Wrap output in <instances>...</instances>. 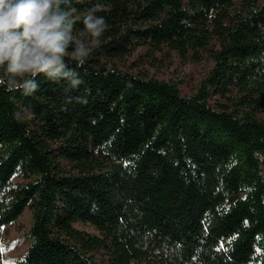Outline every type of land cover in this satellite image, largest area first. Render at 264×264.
<instances>
[{
    "label": "trees",
    "instance_id": "trees-1",
    "mask_svg": "<svg viewBox=\"0 0 264 264\" xmlns=\"http://www.w3.org/2000/svg\"><path fill=\"white\" fill-rule=\"evenodd\" d=\"M96 4L79 87L0 70V258L31 207L12 264H264V0H68L73 36ZM176 58L192 94L141 69Z\"/></svg>",
    "mask_w": 264,
    "mask_h": 264
},
{
    "label": "clouds",
    "instance_id": "clouds-1",
    "mask_svg": "<svg viewBox=\"0 0 264 264\" xmlns=\"http://www.w3.org/2000/svg\"><path fill=\"white\" fill-rule=\"evenodd\" d=\"M68 0H0V70L15 81L17 89L30 93L35 77L60 78L72 89L83 83L65 58L82 67L109 25L96 13V4L84 13L82 35L73 36L70 13L61 6ZM72 49L69 51V49Z\"/></svg>",
    "mask_w": 264,
    "mask_h": 264
},
{
    "label": "rangeland",
    "instance_id": "rangeland-1",
    "mask_svg": "<svg viewBox=\"0 0 264 264\" xmlns=\"http://www.w3.org/2000/svg\"><path fill=\"white\" fill-rule=\"evenodd\" d=\"M131 60L133 59L126 62L123 67H128ZM211 65L212 61L208 58L199 63H189L176 58L174 65L171 67L165 65L151 66L147 64L141 69H146L149 74L159 78L181 81L183 93L189 95L195 92ZM131 70L137 73L139 67H133ZM14 180H16V178ZM33 223L34 212L31 207H27L24 213L19 216L13 224L6 227L5 233L1 236L3 256L0 258V264H12L15 258L24 252L26 246L32 241L29 234ZM76 226L90 233L99 234V231L91 225L77 223Z\"/></svg>",
    "mask_w": 264,
    "mask_h": 264
}]
</instances>
